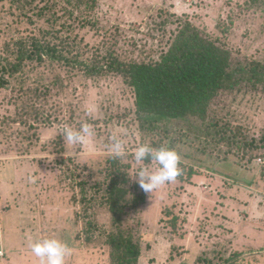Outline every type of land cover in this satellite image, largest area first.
Wrapping results in <instances>:
<instances>
[{
    "label": "rangeland",
    "instance_id": "rangeland-1",
    "mask_svg": "<svg viewBox=\"0 0 264 264\" xmlns=\"http://www.w3.org/2000/svg\"><path fill=\"white\" fill-rule=\"evenodd\" d=\"M75 2L35 0L22 10L0 1V69L5 57L14 61L17 40L33 36L81 41L87 58L111 51L124 64L156 61L187 24L229 49L234 65L264 60V0H97L90 9ZM83 8L93 21L85 27ZM28 85L51 89L35 102L43 116L19 114L23 99L14 100ZM252 85L221 89L206 119L176 120L173 129L186 134L170 145L141 126L134 90L118 72L91 78L51 58L28 62L0 86V264H38L28 241L48 236L72 248L67 264H118L107 234L120 231L140 249L136 264H264V84ZM14 116L27 124L6 126ZM79 121L95 136L68 145L61 130ZM215 123L240 128L237 139L205 134ZM112 134L126 139L125 158L107 151ZM157 141L177 151L180 174L150 193L130 178L131 151ZM120 163L130 188L115 213L105 187Z\"/></svg>",
    "mask_w": 264,
    "mask_h": 264
},
{
    "label": "trees",
    "instance_id": "trees-1",
    "mask_svg": "<svg viewBox=\"0 0 264 264\" xmlns=\"http://www.w3.org/2000/svg\"><path fill=\"white\" fill-rule=\"evenodd\" d=\"M34 1L10 0V3L12 5L19 4L20 8L25 10V7ZM96 1L76 0L75 4L77 6L78 2L80 8L85 2L87 8L90 9L97 4ZM45 9H41L40 14H45ZM80 11L81 13L78 14L82 21L80 26L85 27L87 24L93 23L85 14L84 8ZM82 15L85 17L83 18ZM91 26L95 25L91 24ZM44 33L51 34L50 31H44ZM56 38L54 42L47 36L41 38L33 36L30 38L31 41L30 39L17 40L15 49L11 51L15 57L14 61L9 57L4 58L6 63L0 69L2 71L0 86L5 87L10 84L11 77L22 72L28 62L43 63L46 58L58 60L66 67L80 70L82 74L91 78L101 77L111 71L118 72L134 90L136 113L141 126L157 132L158 135L162 134L161 139H166L171 143L170 145H174L186 134L173 129L175 121L187 120L191 116L206 119L208 107L221 89L233 87L235 89L244 80L249 83L253 81L251 86L253 88H256L258 82L264 84V60L252 61L243 66L234 65L231 62L232 53L229 49L220 46L216 41L201 36L198 29L192 28L189 24L176 31L168 50L163 51L158 60L134 61L129 64H124V61L115 57L111 51L101 57L92 55L87 58L86 49L81 46V41L68 44L67 37ZM43 87L28 85L19 89L26 96L17 95L14 100L15 103H18L20 98L23 99L20 103L22 104L20 115L43 116L45 109H40L35 104L41 97L48 95L51 90L50 87ZM23 116L21 118H19L20 116L8 117V120L3 122L9 126L13 122H18L19 118V122L25 125L28 121ZM81 123L82 121H79L78 125ZM28 128L35 127L29 124ZM204 131L205 134H212L214 138L234 140L237 139L240 128L235 133L229 124L215 123L213 126L205 125ZM20 133H23V130ZM162 141L160 144L158 141L152 142L151 145L159 147L163 144ZM253 142H250V146H255ZM124 166L125 164L121 165L120 163L106 177L109 178V183L105 187L109 195V206L115 213L123 211L126 204L123 205L121 202L127 200L130 188L126 187L130 179L127 172L122 169ZM98 187L97 183L96 188ZM141 200L143 201L144 197H141ZM117 221L119 220L117 219ZM89 222L92 224L91 221ZM107 235L108 243L113 248V255L115 254L118 264L137 263L140 249L131 236L123 234L121 231L119 233L110 232Z\"/></svg>",
    "mask_w": 264,
    "mask_h": 264
},
{
    "label": "clouds",
    "instance_id": "clouds-1",
    "mask_svg": "<svg viewBox=\"0 0 264 264\" xmlns=\"http://www.w3.org/2000/svg\"><path fill=\"white\" fill-rule=\"evenodd\" d=\"M89 113L91 109L88 110ZM61 136L68 145H82L95 136L94 127L88 122H82L78 128L65 126ZM107 151L113 158L122 159L128 155L125 138L112 134L109 137ZM134 167L130 178H135L140 187L152 193L165 184L175 181L180 174V156L176 150L161 145L154 147L148 142L138 143L131 151ZM150 160L145 163V160ZM28 247L36 258L38 264H67V258L73 253L72 248L55 236L30 238Z\"/></svg>",
    "mask_w": 264,
    "mask_h": 264
}]
</instances>
